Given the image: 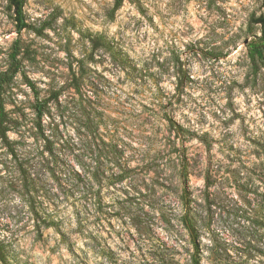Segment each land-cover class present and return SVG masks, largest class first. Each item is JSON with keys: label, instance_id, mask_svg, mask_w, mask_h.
<instances>
[{"label": "rangeland", "instance_id": "rangeland-1", "mask_svg": "<svg viewBox=\"0 0 264 264\" xmlns=\"http://www.w3.org/2000/svg\"><path fill=\"white\" fill-rule=\"evenodd\" d=\"M7 3L0 72L18 40L40 97L61 92L44 117L53 155L24 76L0 93L16 153L0 138L8 260L264 264V226L252 222L264 209V67L247 49L262 0H26L20 32ZM182 145L197 251L180 221ZM208 165L219 171L206 199Z\"/></svg>", "mask_w": 264, "mask_h": 264}, {"label": "trees", "instance_id": "trees-1", "mask_svg": "<svg viewBox=\"0 0 264 264\" xmlns=\"http://www.w3.org/2000/svg\"><path fill=\"white\" fill-rule=\"evenodd\" d=\"M124 0H116L115 8H119ZM264 5V0H262ZM26 0H8L7 3V9L11 12L12 19L14 21V25L18 32L30 28V24L27 22L25 18L24 8H25ZM251 23L254 25L259 26L260 35L255 36L254 39L250 40L247 44L248 49V55L252 62L256 65H260L264 67V13L260 14L259 16H253L251 18ZM20 55V47H19V41L16 40L13 46V50L10 53L9 57V65L3 72H0V93L3 91L4 87L6 85H9L14 78L21 74L24 76L26 83L30 88L32 89L34 96H35V114L37 118V127L39 130V133L45 140V149L53 155V149H54V142L49 139L45 135V129H44V117L48 115L49 111L47 110L49 107V104L51 101H56L59 103L60 94L59 91H54L51 93L50 96L41 98L40 93L36 87V85L30 80L24 70L22 60L19 58ZM77 79L76 77H74ZM166 120L168 121V125L171 128L172 131L175 132L177 136L181 135L183 132L182 126L176 122L171 117H166ZM8 113L6 111V108L3 104L2 98H0V138L2 139L5 146L8 148V151L12 153L14 156H16L15 149L13 147V144L8 136V132L10 130L8 126ZM113 147L114 153L118 156L119 150L118 145L115 144ZM179 158H181L179 166H180V178H181V184H182V210L183 213L180 217V221L182 223L183 228L186 230L189 242L193 246L194 250L199 249V233L197 228V216L194 211V209L191 206V200L189 197V192L187 188V177L189 175L188 173V158L185 153V148L182 145L181 148L178 150ZM22 172L24 175L26 174L25 168H23V165H21ZM219 169L213 170L211 169V165H208L206 168L205 173V185H206V191L207 196L206 199L209 197V189L212 185V175L216 172H218ZM214 172V173H213ZM79 175V174H78ZM28 177L25 176V181H27ZM248 204L251 205L249 202ZM259 205V204H258ZM256 212H260L259 215L256 216V218H253L252 222L256 226H264V209L260 208ZM249 220V219H248ZM262 221V222H260ZM259 254H261L264 257V247L262 250H258ZM0 261L2 264H12L8 260V255L4 249V246L0 243ZM193 261L194 264H199V259L197 258V255H193Z\"/></svg>", "mask_w": 264, "mask_h": 264}, {"label": "water", "instance_id": "water-1", "mask_svg": "<svg viewBox=\"0 0 264 264\" xmlns=\"http://www.w3.org/2000/svg\"><path fill=\"white\" fill-rule=\"evenodd\" d=\"M247 42H248V39L245 40V43H247Z\"/></svg>", "mask_w": 264, "mask_h": 264}]
</instances>
